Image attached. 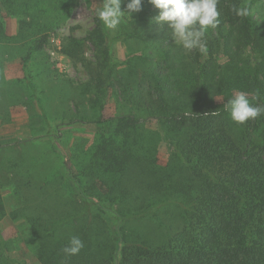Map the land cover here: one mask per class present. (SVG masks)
<instances>
[{
	"label": "trees",
	"instance_id": "16d2710c",
	"mask_svg": "<svg viewBox=\"0 0 264 264\" xmlns=\"http://www.w3.org/2000/svg\"><path fill=\"white\" fill-rule=\"evenodd\" d=\"M16 1L0 0L1 110H7L11 98L2 86L7 83L5 56L13 45L5 33L2 7L11 14L22 12L24 6ZM258 1L219 0L217 35L206 33L203 54L186 53L176 45L165 23L147 32L160 39L159 47L165 51L152 53L151 66L141 79H134L131 70L120 79L126 104L144 116L127 113L93 121L102 135L90 151L65 164L84 197L74 212L64 211L66 202L47 206L46 198L58 195L50 192L42 198L47 181L39 188L32 187V181L26 183L27 194L19 181L22 210L37 227L34 235L41 242L39 264H264V114L238 125L224 107L240 91L248 93L253 106L264 107V21L251 14ZM235 8L249 14L237 16ZM51 28L33 27L29 36L36 37L22 57L24 68L32 53L48 42ZM96 28L97 39L107 38L104 25ZM237 31L244 39L239 42L252 45L258 54L252 66L240 57L241 44L235 45L233 39ZM18 37L16 42L24 47L27 42ZM221 52L227 58L224 63L219 62ZM66 53L72 56L71 51ZM115 62L106 51L104 66L91 82L106 87ZM26 80L27 89L34 91L31 77ZM219 97L222 103H217ZM215 111L219 114L212 115ZM150 119L172 152L164 167L148 158L143 146L136 147L137 130ZM113 123L117 127L112 131ZM100 186L106 189L104 194L99 193ZM32 189L40 196L38 201L33 200ZM87 194L95 197L92 203ZM90 204L97 215L88 214ZM108 212L117 222H105L103 214ZM130 218L154 224L157 235L147 239L132 234L124 225ZM77 225L80 229L68 230ZM72 235L83 240L84 248L79 255L66 257L62 249Z\"/></svg>",
	"mask_w": 264,
	"mask_h": 264
},
{
	"label": "rangeland",
	"instance_id": "374dc122",
	"mask_svg": "<svg viewBox=\"0 0 264 264\" xmlns=\"http://www.w3.org/2000/svg\"><path fill=\"white\" fill-rule=\"evenodd\" d=\"M126 3L127 0L122 4V10ZM102 4L103 0H17L16 5L24 6V10L12 14L7 11V6L2 7L5 33L13 45L5 56L7 83L2 86L11 92V98L7 110L0 109V264H39L37 254L41 242L34 235L37 227L22 210L19 181L25 194L28 193L26 183L32 181V187L39 188L47 181L42 198L50 192H58L52 199L46 198L47 206L66 202L64 211L74 212V207L84 197L65 164H73V159L90 151L102 135L93 121L127 113L144 116L143 112L126 104L120 79L130 70L134 79H141L151 66L152 53L165 51L159 47L160 39L147 33L152 27L163 26L155 20L159 10L148 0H142L141 12L133 14L131 19L126 17L117 30L107 29V38L97 39L96 27L103 23L96 12ZM251 14L254 20L264 21L263 0L254 4ZM44 25L52 27L48 31V42L42 50L32 53L24 68L22 57L36 37L29 35L34 31L33 27ZM208 32L217 35L215 29ZM237 32L233 33L235 45L243 39ZM126 33L134 36L124 37ZM18 36L27 42L24 47L25 43L16 42ZM240 44V57L252 66L258 54L253 52L252 45ZM66 51H71L72 56ZM106 51L118 62L112 66L106 87L104 84L95 86L91 80L103 68ZM218 58L220 63L227 59L222 52ZM27 75L35 86L34 91L26 87ZM216 101L222 103V98ZM116 127L113 123L110 129L113 131ZM135 136L136 147L143 146L148 158L155 159L162 167L170 164L171 149L154 120L142 124ZM99 191L104 194L106 189L100 186ZM32 196L34 201L40 199L33 189ZM87 197L90 198L88 203L95 199L90 194ZM90 206L88 214L97 215L95 207ZM103 217L107 224L117 222L113 212L103 214ZM124 225L132 234L147 239L152 234L157 235L154 224L144 219L130 218ZM74 229H80L79 225L68 227V230Z\"/></svg>",
	"mask_w": 264,
	"mask_h": 264
},
{
	"label": "clouds",
	"instance_id": "9594fccd",
	"mask_svg": "<svg viewBox=\"0 0 264 264\" xmlns=\"http://www.w3.org/2000/svg\"><path fill=\"white\" fill-rule=\"evenodd\" d=\"M159 15L157 23H165L170 29L171 37L176 45L182 47L186 53L199 50L206 53L207 47L204 37L209 29H216L219 24L220 13L217 10L219 0H148ZM125 0H103L102 7L96 12L97 18L109 31H115L123 20L142 11V0H127L126 8L122 10ZM237 16L245 17L247 9H234ZM258 96V94H257ZM230 113L231 119L238 125H244L264 114V107L253 106L248 93L237 92L224 105ZM212 112V115H218ZM84 248L83 240L77 236L69 237L62 251L66 257L79 255Z\"/></svg>",
	"mask_w": 264,
	"mask_h": 264
}]
</instances>
